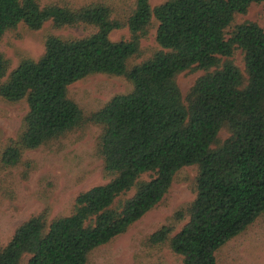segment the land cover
<instances>
[{"label": "trees", "instance_id": "obj_1", "mask_svg": "<svg viewBox=\"0 0 264 264\" xmlns=\"http://www.w3.org/2000/svg\"><path fill=\"white\" fill-rule=\"evenodd\" d=\"M255 3L264 0H168L155 8L151 0H135L128 9L0 0V44L20 26L94 29L81 38L47 37L43 56L12 72L0 53V98L28 106L4 163L16 166L26 151L95 124L114 176L79 194L69 216L41 213L23 223L0 246V264H88L96 250L154 210L176 175L192 166L198 174L189 221L176 234L174 224L163 226L150 241L185 264H218L217 252L264 215V28L234 25ZM155 26L160 50L130 67ZM123 28L131 38L112 40ZM239 51L244 70L233 60ZM193 70L205 74L184 99L177 78ZM95 75L125 77L133 90L85 116L69 87Z\"/></svg>", "mask_w": 264, "mask_h": 264}, {"label": "rangeland", "instance_id": "obj_2", "mask_svg": "<svg viewBox=\"0 0 264 264\" xmlns=\"http://www.w3.org/2000/svg\"><path fill=\"white\" fill-rule=\"evenodd\" d=\"M168 0H151L152 7ZM42 4H72L84 6L106 3L118 9L132 6L135 0H41ZM253 22L264 28V3L252 4L245 15L236 18L234 25ZM156 23V22H155ZM94 31L88 26L56 29L47 24L38 32L20 26L8 32L0 44V53L12 63L15 70L23 60L38 61L44 54V42L49 36L81 38ZM232 29L229 30L231 32ZM157 27L142 39V53L134 57L130 67L151 58L158 50ZM112 40H129L128 28L115 31ZM244 70L243 55L239 51L233 59ZM205 74L193 70L180 74L177 84L185 99L197 80ZM133 85L125 77L95 75L69 87V97L82 109L85 116L100 111L115 96L132 92ZM28 113L25 102L9 103L0 98V246L7 245L18 227L31 217L46 213L50 219L69 216L74 211L76 198L82 192L110 182L114 176L106 170L100 154L102 128L89 124L67 133L44 146L26 151L16 166H7L3 155L12 141H16L23 129ZM223 140L229 132L220 133ZM198 168L186 167L175 177L168 194L154 210L136 222L130 230L98 250L88 264H185L165 245H155L151 236L163 226L172 223L178 233L189 221L187 209L195 201L194 185ZM184 220L176 219L177 214ZM218 264H264V215L244 233L228 242L217 252ZM26 264V262L24 263Z\"/></svg>", "mask_w": 264, "mask_h": 264}]
</instances>
